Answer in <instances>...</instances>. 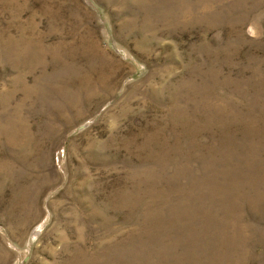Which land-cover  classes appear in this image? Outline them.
Wrapping results in <instances>:
<instances>
[{
    "label": "rangeland",
    "instance_id": "1",
    "mask_svg": "<svg viewBox=\"0 0 264 264\" xmlns=\"http://www.w3.org/2000/svg\"><path fill=\"white\" fill-rule=\"evenodd\" d=\"M0 264H264V0H0Z\"/></svg>",
    "mask_w": 264,
    "mask_h": 264
}]
</instances>
